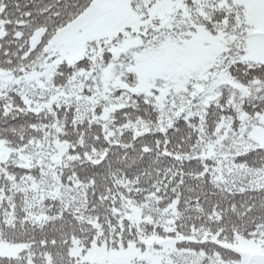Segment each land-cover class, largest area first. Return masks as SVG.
<instances>
[{"label": "snow or ice", "instance_id": "obj_1", "mask_svg": "<svg viewBox=\"0 0 264 264\" xmlns=\"http://www.w3.org/2000/svg\"><path fill=\"white\" fill-rule=\"evenodd\" d=\"M0 264H264V0H0Z\"/></svg>", "mask_w": 264, "mask_h": 264}]
</instances>
